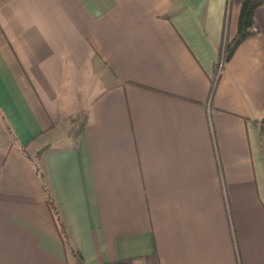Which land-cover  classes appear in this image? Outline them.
Here are the masks:
<instances>
[{"label":"crops","instance_id":"obj_1","mask_svg":"<svg viewBox=\"0 0 264 264\" xmlns=\"http://www.w3.org/2000/svg\"><path fill=\"white\" fill-rule=\"evenodd\" d=\"M241 3L0 0V264H78L47 193L82 264H264V5L219 59Z\"/></svg>","mask_w":264,"mask_h":264},{"label":"trees","instance_id":"obj_2","mask_svg":"<svg viewBox=\"0 0 264 264\" xmlns=\"http://www.w3.org/2000/svg\"><path fill=\"white\" fill-rule=\"evenodd\" d=\"M264 5V0H242L238 20H237V28L236 33L231 39L225 40L223 47L219 54V59L224 64L228 62L233 56L235 50L239 47L241 43L250 37L254 36L257 33V25L254 19L255 10ZM213 87L211 89V92ZM87 123V115L86 113H78L74 115L69 120V129H68V138L75 145L83 128ZM264 125V116L259 120V127L261 128ZM38 170V168H37ZM40 176L43 178V174L40 173ZM46 190V189H45ZM47 191V190H46ZM47 193V205L52 212L53 219L55 225L57 227L59 237L63 245L69 250L71 254H73L78 262V264H82L75 254V250L71 245L70 238L67 234L65 225L62 221L60 214L53 201L50 199Z\"/></svg>","mask_w":264,"mask_h":264},{"label":"rangeland","instance_id":"obj_3","mask_svg":"<svg viewBox=\"0 0 264 264\" xmlns=\"http://www.w3.org/2000/svg\"><path fill=\"white\" fill-rule=\"evenodd\" d=\"M68 142L66 140H60L58 139L57 143L55 144L56 146H65Z\"/></svg>","mask_w":264,"mask_h":264}]
</instances>
